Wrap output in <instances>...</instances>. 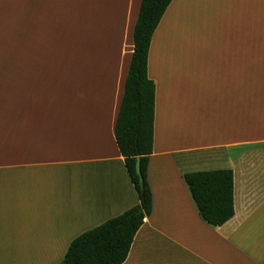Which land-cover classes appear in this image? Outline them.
<instances>
[{
  "label": "crops",
  "instance_id": "obj_1",
  "mask_svg": "<svg viewBox=\"0 0 264 264\" xmlns=\"http://www.w3.org/2000/svg\"><path fill=\"white\" fill-rule=\"evenodd\" d=\"M198 1L227 15L233 0H173L154 33L153 210L123 264H264V81L250 73L264 56L249 44L245 63L244 50L219 56L216 41H188L178 22L203 13ZM141 4L0 0V264H65L76 237L140 203L115 131ZM210 112L234 124L206 140ZM216 169L234 172L235 215L222 226L202 218L185 180Z\"/></svg>",
  "mask_w": 264,
  "mask_h": 264
},
{
  "label": "trees",
  "instance_id": "obj_2",
  "mask_svg": "<svg viewBox=\"0 0 264 264\" xmlns=\"http://www.w3.org/2000/svg\"><path fill=\"white\" fill-rule=\"evenodd\" d=\"M172 1L142 0L134 32V54L116 124V142L140 203L76 237L66 252L65 264H123L145 218L152 214L148 169L154 150L156 86L148 76V57L154 33ZM138 157L143 187L136 172ZM185 180L206 222L222 226L234 217L232 169L190 172Z\"/></svg>",
  "mask_w": 264,
  "mask_h": 264
},
{
  "label": "rangeland",
  "instance_id": "obj_3",
  "mask_svg": "<svg viewBox=\"0 0 264 264\" xmlns=\"http://www.w3.org/2000/svg\"><path fill=\"white\" fill-rule=\"evenodd\" d=\"M194 1L196 0H192V3H194ZM202 2L208 3V6L202 14L189 17L188 14L190 11L187 10L182 14V16L180 15L181 20L178 22V25L181 26L180 28L182 31H185L182 33L185 35L188 41H196V43H200L201 41H205L208 39H211L214 42L216 41L219 47V56L228 55L229 52L236 50L237 53L236 51L235 53L238 57L240 56V51L244 50L245 63L249 61L247 53L249 44L252 49H257V47H259V54L264 56V0H233L229 4L230 12L227 15H216L213 3L208 1H198L196 6L200 5ZM174 26L175 24H171L169 27L170 31L167 34L169 39H172L174 35ZM228 44L232 45L234 49H227L223 47L227 46ZM209 51L212 52L213 50ZM192 57L194 58V56ZM198 58L200 61L198 60V63L193 65L194 69L200 72H205L207 70V67L204 63L206 62L204 53L198 55ZM255 59L256 64L251 60L250 73L251 78H254L252 79V82L258 83L262 80L264 81V63L260 64L258 62V57H256ZM217 64L219 65V61H217ZM260 77H262V80L260 79ZM206 92L207 90L205 89L201 91L199 90L198 94L196 95H200V97H209V94ZM189 104H192V102H189ZM193 104H196V102H193ZM259 104L260 94L257 89L256 91L251 92V99L249 103L251 110L250 126L254 130H257L258 127ZM262 104H264V101L262 102ZM210 115V123H212V126L207 124L204 126L203 130V132L205 133V129L210 128L211 130V135L207 136L206 140L210 139V136L214 137V133L217 127L219 129H225L227 126L230 127L232 126V124H234L233 120L230 123L229 116L226 113L218 115V113L210 112ZM187 128L190 132H195V127L188 126Z\"/></svg>",
  "mask_w": 264,
  "mask_h": 264
},
{
  "label": "water",
  "instance_id": "obj_4",
  "mask_svg": "<svg viewBox=\"0 0 264 264\" xmlns=\"http://www.w3.org/2000/svg\"><path fill=\"white\" fill-rule=\"evenodd\" d=\"M136 172H137V174L139 176L140 184L143 187L144 179H143L142 172H141V160H140V157L137 158Z\"/></svg>",
  "mask_w": 264,
  "mask_h": 264
}]
</instances>
